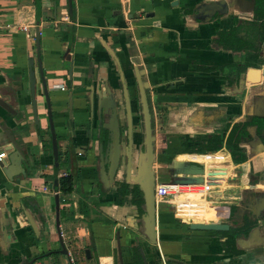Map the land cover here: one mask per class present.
Here are the masks:
<instances>
[{"label":"crops","instance_id":"obj_1","mask_svg":"<svg viewBox=\"0 0 264 264\" xmlns=\"http://www.w3.org/2000/svg\"><path fill=\"white\" fill-rule=\"evenodd\" d=\"M220 1L0 0V97L13 109L0 104V264H264L261 197L249 188L264 186V87L246 81L251 65L264 78V44L243 41L249 25L227 8L232 0ZM142 90L155 175L164 158L186 170L203 165L193 176L211 177L208 200L221 204L200 221L229 229H193L160 204L153 234L145 206L117 201L121 184L150 178ZM111 93L121 132L113 181L102 160L109 114L99 106ZM217 154L229 157L210 174L196 155ZM71 173L78 179L63 195L56 178ZM233 205L246 214L229 219Z\"/></svg>","mask_w":264,"mask_h":264},{"label":"water","instance_id":"obj_2","mask_svg":"<svg viewBox=\"0 0 264 264\" xmlns=\"http://www.w3.org/2000/svg\"><path fill=\"white\" fill-rule=\"evenodd\" d=\"M263 68L260 66H248L246 71V81L251 84H259L262 83L263 80ZM144 89L143 86H141ZM47 92V88L45 89ZM142 113H143V120H144V145H145V169L148 170L150 173V178L147 181H140L139 185L142 189L145 197V219L147 222L150 223L151 229L153 234H155V225L157 222V203L155 201V185L157 181H167V182H193V181H202L199 179H194L192 176L188 174H179L176 171L181 170L179 164L170 163L168 162L167 158H164L161 161L160 170L162 172H158L155 175L153 170V163L155 159L154 153V134H153V127H152V115L149 106V101L147 99L146 93L142 90ZM0 104L4 107L13 110L12 107L5 101L3 98L0 97ZM99 106L101 110H104L107 114H109V119L104 123V126L109 129L108 135V148L107 151L102 152V160L105 163L108 159L111 161L109 171H105L103 169L105 176L109 175L110 180H114V176L117 170V166L120 161L121 156V132L119 126V118H118V111H117V103L115 97L111 93L107 96H101L99 98ZM51 124L53 127L52 121V114L50 112ZM264 131V128H263ZM53 148L54 154L56 158V162L58 163V144H57V137L53 132ZM103 149V148H102ZM170 171L167 173L166 171ZM55 187H58L56 183ZM56 204L57 209H59L60 204V194L56 193ZM191 228L193 229H207V230H224L229 229V224L226 222H192L190 223Z\"/></svg>","mask_w":264,"mask_h":264},{"label":"built area","instance_id":"obj_3","mask_svg":"<svg viewBox=\"0 0 264 264\" xmlns=\"http://www.w3.org/2000/svg\"><path fill=\"white\" fill-rule=\"evenodd\" d=\"M2 27L15 31H26L29 26L20 24L17 26L11 22H5ZM6 152L0 151V160L4 159ZM213 180L181 182H157L155 185V201L158 204H172L175 208V216L179 219L201 222L204 218L220 208L208 200L212 190ZM45 189H47L45 187ZM224 203V202H222ZM206 222V221H205Z\"/></svg>","mask_w":264,"mask_h":264},{"label":"flooded vegetation","instance_id":"obj_4","mask_svg":"<svg viewBox=\"0 0 264 264\" xmlns=\"http://www.w3.org/2000/svg\"><path fill=\"white\" fill-rule=\"evenodd\" d=\"M221 1H223L224 3L229 2L228 0H221ZM232 1L233 2L229 6L227 5L228 6L227 8L234 10L238 16V20L240 22L246 21V23L250 27V31L246 29L239 31L238 32L239 37L243 39V41H249L253 43L254 46H263L264 42L261 39L262 36H260L259 31L254 30L253 27L256 28V25H259L262 31H264V0H232ZM249 13L252 14V17L250 15H248V17H245ZM263 38H264V35H263ZM196 156L198 157L197 159L203 160L206 163L207 168H208L207 170H210V174L211 172L213 173V171L217 169V164L219 162H224V160L227 157H229L227 154L226 155L217 154V159L213 157L205 158V156L203 155H196ZM234 158H237V159L239 158L238 160H248L249 155L234 154ZM232 168L233 166H229L227 167L226 170L223 171L225 176L230 173ZM210 178L211 177H209V179ZM219 181H221V183H224V185L228 186L227 181L225 179L221 178L219 179Z\"/></svg>","mask_w":264,"mask_h":264},{"label":"trees","instance_id":"obj_5","mask_svg":"<svg viewBox=\"0 0 264 264\" xmlns=\"http://www.w3.org/2000/svg\"><path fill=\"white\" fill-rule=\"evenodd\" d=\"M194 6H189L186 8V10H192L194 9ZM262 85L264 87V81L262 82ZM141 108H142V102H141ZM142 118V124L144 127V120H143V113L141 115ZM236 129L231 131L230 136L228 137V146L231 149L232 152H237V147L234 146L232 140L235 135ZM240 139V137L238 138ZM237 139V140H238ZM78 179V176L76 173H71L67 175H63L61 177H57L56 180L58 182V187L61 191V193L64 194H70L72 193L74 189V185ZM119 195L117 197V201L120 203L123 201V199H127L128 202L138 205L140 207L145 206V197L142 189L140 188L139 184H130V183H123L119 186ZM144 209V208H143Z\"/></svg>","mask_w":264,"mask_h":264},{"label":"bare ground","instance_id":"obj_6","mask_svg":"<svg viewBox=\"0 0 264 264\" xmlns=\"http://www.w3.org/2000/svg\"><path fill=\"white\" fill-rule=\"evenodd\" d=\"M183 168H184V166L181 167V170H179L178 172H181L183 174L184 173L188 174V175L192 176L194 179H199V180L204 179L202 177L193 176L194 173H199V172L205 171V168H203V165L196 164L188 170L183 169ZM245 188H248V187H245ZM249 188H255L261 197V201H260V205H259L258 222H260L262 224V226L264 227V186L263 185H255V186L249 187ZM238 189H240V188H238ZM238 189H236V192ZM219 198H220V196H217V199H219ZM233 206H234V210L230 212L229 219H233L236 217H243L246 214V210L244 208L239 207V206H235V205H233Z\"/></svg>","mask_w":264,"mask_h":264},{"label":"rangeland","instance_id":"obj_7","mask_svg":"<svg viewBox=\"0 0 264 264\" xmlns=\"http://www.w3.org/2000/svg\"><path fill=\"white\" fill-rule=\"evenodd\" d=\"M162 148H165V149H167L168 147H167V145L165 146V145H162ZM203 156H205V155H203ZM160 204H158V206H159Z\"/></svg>","mask_w":264,"mask_h":264}]
</instances>
